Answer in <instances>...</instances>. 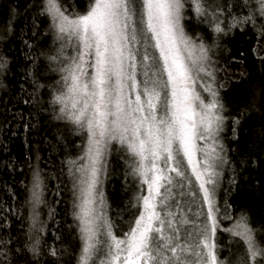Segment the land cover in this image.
<instances>
[{"label":"snow or ice","instance_id":"1","mask_svg":"<svg viewBox=\"0 0 264 264\" xmlns=\"http://www.w3.org/2000/svg\"><path fill=\"white\" fill-rule=\"evenodd\" d=\"M186 5L215 33L249 23L256 27L259 21L257 30L264 38V0H89L83 12H69L61 0L29 5L48 19L49 30L63 42L58 55L47 57L49 70L61 73L56 85L49 86L48 103L58 106L57 119L82 140L80 155L68 161L80 239L77 264H221L210 238L219 227L214 196L220 169L228 163L220 142L228 116L213 87L210 49L185 31ZM15 15L13 9L0 24V34L13 32ZM37 34L34 30L33 37ZM24 44L33 48L28 40ZM66 47L74 55L63 56ZM53 61L59 69L51 67ZM7 67V59L0 57V72ZM34 69L35 64L27 76L35 94L45 85ZM243 117L241 112L233 124ZM113 143L124 151L130 174L138 180L132 204L138 215L123 237L105 215L99 188L105 153ZM43 187L35 170L28 203L43 202ZM189 195L202 196V206H207L206 223L195 233L186 227L191 222ZM227 231L243 242L240 264H264V244L256 240L246 214ZM40 243L37 236L29 250L38 254ZM10 251L9 241L0 238V255ZM50 255L59 253L53 248Z\"/></svg>","mask_w":264,"mask_h":264},{"label":"trees","instance_id":"2","mask_svg":"<svg viewBox=\"0 0 264 264\" xmlns=\"http://www.w3.org/2000/svg\"><path fill=\"white\" fill-rule=\"evenodd\" d=\"M61 2L69 12H83L89 0ZM39 3L40 0H0V24L16 10L13 32L0 34V57L8 61L7 69L0 72V238L7 239L11 249L7 256L0 255V264H77L80 248L68 174L72 165L68 161L80 155L77 145L82 140L73 134L70 125L57 119L58 106L48 103L49 86L56 85L61 73L49 70L47 57L58 55L63 42L49 30L48 19L37 15V8L29 7ZM184 15L186 33L193 39L200 37L210 49L209 67L216 79L213 87L218 89L228 116L220 133L228 163L221 169L215 194V204L220 209L219 227L210 242L221 245L224 256L240 264L243 242L227 229L242 213L247 215L256 240L264 244V136L260 135L264 128V38L257 30L259 21L256 27L249 23L226 30L225 34L215 33L187 5ZM227 22H231L230 18ZM34 30L38 33L35 37ZM24 40L33 48L29 49ZM201 40L195 42L199 44ZM68 52L70 47L62 55L69 56ZM33 64L39 82L45 85L35 94L32 78L27 76ZM51 67L59 69L60 64L53 61ZM241 112V123L234 125L233 118ZM119 149L113 143L106 151V171L101 173L99 188L104 193L105 215L115 225V234L123 237L138 215L132 208L138 180L130 174L129 161ZM35 170L40 171L44 184L40 214L31 211L28 203ZM195 199L191 198L190 203L203 210V228L207 208L198 196ZM37 236L41 243L38 254H33L28 245ZM53 248L58 256L50 255Z\"/></svg>","mask_w":264,"mask_h":264},{"label":"rangeland","instance_id":"3","mask_svg":"<svg viewBox=\"0 0 264 264\" xmlns=\"http://www.w3.org/2000/svg\"><path fill=\"white\" fill-rule=\"evenodd\" d=\"M57 40H59V39H57ZM61 46H62V44H61ZM68 54H69V56L74 55V52H73L71 47H70V52H68ZM201 91H202V94L205 97L208 96V94L203 92L202 89H201ZM201 146H203V142H201ZM220 171H221V169H220ZM218 180H219V177H218ZM216 191H217V187H216ZM145 194H146V188H145ZM215 194H216V192H215ZM189 196H190V198H187V199H188V204L191 207V212L188 213V215L190 217V221L191 222L186 227H187L188 231L195 233L197 231L198 227L202 229V224H203V220H204V216L205 215L202 214L199 217H197L196 213L201 212V211L203 212V210L201 209V207L198 204L190 203V199L193 198V197L191 195H189ZM198 199L202 201V196L198 195ZM195 200H197V199H195ZM214 200H215V196H214ZM194 204H195V206H194ZM205 206H204V208H205ZM30 207H31V211H33V208H34L35 209L34 213H36V212L39 213L40 210L44 207V204H43V202L41 204L35 205V206L30 204ZM206 208H207V206H206ZM205 220H206V218H205ZM32 229H33V232H34L35 227H32ZM215 251L217 252L218 260L221 262V264H235L234 261H232L230 256H227V255L224 256L223 249H222L221 245H219L218 243L216 244ZM221 257H223V258H221ZM97 264H99V261H97Z\"/></svg>","mask_w":264,"mask_h":264}]
</instances>
